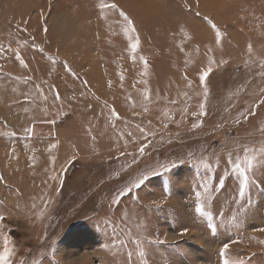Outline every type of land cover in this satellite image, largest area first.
I'll list each match as a JSON object with an SVG mask.
<instances>
[{
	"label": "rangeland",
	"instance_id": "obj_1",
	"mask_svg": "<svg viewBox=\"0 0 264 264\" xmlns=\"http://www.w3.org/2000/svg\"><path fill=\"white\" fill-rule=\"evenodd\" d=\"M262 130L264 0H0L9 264H264Z\"/></svg>",
	"mask_w": 264,
	"mask_h": 264
},
{
	"label": "snow or ice",
	"instance_id": "obj_2",
	"mask_svg": "<svg viewBox=\"0 0 264 264\" xmlns=\"http://www.w3.org/2000/svg\"><path fill=\"white\" fill-rule=\"evenodd\" d=\"M112 7H115V5H112ZM124 15V19L125 21L128 23V31H131V32H135V26L133 24V22L130 20V18L126 15V14H123ZM212 28L215 29L216 31V36L219 38L222 36V33L220 31L219 28H217V26L215 24H212ZM131 39V37H130ZM139 43L140 41L138 39H135V42L131 44V48L133 50V52H135V50L139 47ZM249 50L251 51V46H249ZM23 63V61H22ZM145 64H147V62L145 61ZM25 67H27V65L25 64ZM69 71H71V69H69ZM210 71V70H209ZM209 75V72H205L203 74V77L202 78H206L207 76ZM206 114V113H205ZM264 131V130H262ZM140 152H143L144 151V147H141L139 149ZM245 151V155H244V158L243 160H234L232 163H231V169L234 173L238 174L240 177H241V192L244 191V189H247L249 187V184L252 183V184H256V178L253 176L250 178L249 176V172L251 170H254L255 168V164H254V160H255V157L254 155H248L247 153L249 152H252L253 149L251 148H247L244 150ZM261 151H264V149H261ZM164 172H167L169 171V167L167 165H161L160 166ZM172 167H176V164L175 163H172ZM152 174L154 175H162L163 173L159 172V171H153ZM149 179V175L148 174H144L139 182L137 184L134 185V187H140L144 182H146L147 180ZM222 187V185H221ZM131 188H128L127 189V192L130 193L131 192ZM126 195V193H121L120 194V198L117 199V200H114L113 203H116L117 205H119L121 199H123V196ZM196 197L199 199L201 197V192L197 191L195 193ZM204 209H205V205L203 202L201 203H196L194 202L193 204V212L194 214H201L204 212ZM0 219H2V217H0ZM186 231L185 230V233H182V234H186ZM134 243H136L137 245H142L143 242L140 241L139 239H136L133 241ZM117 243H124V241H118ZM147 243L149 245H161V244H164L166 243V241L164 240H161V239H148L147 240ZM230 247L231 245L229 243H225L222 245V248H221V251H220V256L221 257H224L222 259V264H232V262L227 258L226 254L229 253L230 251ZM11 255V250L8 249L7 247L4 249L3 253L0 254V264H9V257ZM140 255L141 256H147L148 253H147V249H144L142 248V250L140 251ZM127 257L129 259H131L132 257V252H128L127 253ZM35 264H39V262H35ZM145 264H148V260H145Z\"/></svg>",
	"mask_w": 264,
	"mask_h": 264
}]
</instances>
